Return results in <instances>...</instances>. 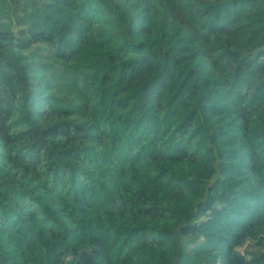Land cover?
Returning a JSON list of instances; mask_svg holds the SVG:
<instances>
[{
    "label": "trees",
    "instance_id": "obj_1",
    "mask_svg": "<svg viewBox=\"0 0 264 264\" xmlns=\"http://www.w3.org/2000/svg\"><path fill=\"white\" fill-rule=\"evenodd\" d=\"M0 264H264V0H0Z\"/></svg>",
    "mask_w": 264,
    "mask_h": 264
},
{
    "label": "rangeland",
    "instance_id": "obj_2",
    "mask_svg": "<svg viewBox=\"0 0 264 264\" xmlns=\"http://www.w3.org/2000/svg\"><path fill=\"white\" fill-rule=\"evenodd\" d=\"M251 247V244L248 245V248ZM245 248H241L240 251L244 252Z\"/></svg>",
    "mask_w": 264,
    "mask_h": 264
}]
</instances>
